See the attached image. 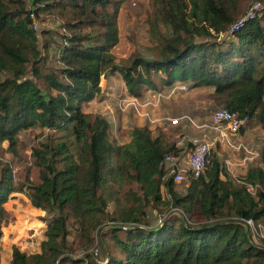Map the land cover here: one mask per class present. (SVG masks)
Listing matches in <instances>:
<instances>
[{
  "label": "trees",
  "instance_id": "obj_1",
  "mask_svg": "<svg viewBox=\"0 0 264 264\" xmlns=\"http://www.w3.org/2000/svg\"><path fill=\"white\" fill-rule=\"evenodd\" d=\"M125 1L0 0V144L16 153L22 129L53 132L31 149L34 177L29 168L15 183L12 168L0 163V240L3 204L13 192H25L32 213L53 215L40 251L14 245L11 264H264V243L252 240L245 222L264 217L263 168L233 178L212 156L179 194L172 178L163 179L164 157L175 150L165 133L134 126L121 144L106 117L83 111L104 79L118 73L137 99L176 83L208 87L215 104L264 126V4L226 35L242 0H200L197 21L175 16L180 30L171 39L152 57L135 53L126 64L112 53ZM42 14L57 26L36 31ZM151 208L171 209L148 224ZM70 248L85 253L76 259Z\"/></svg>",
  "mask_w": 264,
  "mask_h": 264
},
{
  "label": "rangeland",
  "instance_id": "obj_2",
  "mask_svg": "<svg viewBox=\"0 0 264 264\" xmlns=\"http://www.w3.org/2000/svg\"><path fill=\"white\" fill-rule=\"evenodd\" d=\"M256 1L260 2L263 8L264 0H242L235 15L240 18ZM199 3L200 0H126L121 5L118 15L119 42L112 50L115 60L118 63L127 64L128 58L135 53L152 57L155 48H160L165 43V39H171L180 30L175 16L182 13L187 21H197ZM42 16L46 18L45 22H36V31L40 26L46 28L57 26L52 23L55 19L52 16L45 14ZM52 65L55 64L52 63ZM107 79L108 81L104 82L103 91L84 104L83 111L106 117L111 124L112 136L117 142L127 143L130 140L129 131L134 126H146L151 129L153 135L163 132L167 139L174 143L181 137L204 138L211 144L210 159L215 156L230 177L239 178L250 167L258 166L264 169L262 155L264 154V126L247 122L239 134L222 135L220 129L211 122L213 112L223 108L215 104L211 98V88L200 87L180 92L177 88L180 83H176L172 87H163L158 91L147 93L143 99H137L138 104L125 106V103H120L121 107H119L118 98L120 99L124 94L130 95L127 91L124 92L125 85L118 73ZM174 118L180 119L179 125L171 123ZM51 133L53 132L47 129H22L18 134L19 143L16 153L6 150L8 146L6 141L0 144V163L9 164L15 183L29 168L31 177L35 176L31 149L43 140L45 135ZM187 154V152L180 154L182 165L188 157ZM186 181L174 184L175 191L179 194L185 193L189 184ZM261 188L264 189L263 186ZM162 193L163 201L168 202L165 199V192L162 191ZM3 206L8 217L6 223L1 225L0 264H11L14 245L28 254L40 251L44 229L53 215L52 212L40 210L32 213L33 207L25 192H15ZM112 209L113 203H110L108 210L112 211ZM170 209L161 211L151 208L145 222L155 223V220L158 221L159 217L166 215ZM251 233L253 241L264 243V217L254 222ZM96 237L112 244L108 234L102 237L97 234ZM71 240L72 236L69 241ZM69 252L76 259L85 253L78 248H70ZM112 253L120 257L119 249H113ZM96 259H101L100 252Z\"/></svg>",
  "mask_w": 264,
  "mask_h": 264
},
{
  "label": "built area",
  "instance_id": "obj_3",
  "mask_svg": "<svg viewBox=\"0 0 264 264\" xmlns=\"http://www.w3.org/2000/svg\"><path fill=\"white\" fill-rule=\"evenodd\" d=\"M261 9L262 5L260 2L256 1L252 3L246 13L230 25L226 35H231L240 29L247 21L254 19ZM33 28H36L35 24L33 25ZM177 88L180 92L188 90V87L185 84H178ZM120 103H125V106L138 104L137 98L126 95H123L120 99L118 98L119 107H121ZM179 120V118H174L171 120V123L173 125H179ZM211 122L217 129H220L222 135H225L226 133L230 135H237L240 133V129L245 126L247 120L246 118L239 117L236 112L230 111L226 108H219L211 115ZM183 152H187L188 157L182 165V158L180 154ZM210 153L211 144L204 138L197 136L189 138L181 137L175 143V150L168 153L164 157L162 165L165 170V175L163 179L166 180L168 178H172L174 184L184 182L185 180L189 183L192 178H198L204 173L210 160ZM247 189L252 195H255L256 187L248 185ZM162 191L165 192V199L170 200L171 196L164 186L162 187ZM160 218L161 217H159L157 222H160ZM245 222L251 229L254 222L250 219ZM91 251L94 257L97 258L99 254L97 247L94 246Z\"/></svg>",
  "mask_w": 264,
  "mask_h": 264
},
{
  "label": "crops",
  "instance_id": "obj_4",
  "mask_svg": "<svg viewBox=\"0 0 264 264\" xmlns=\"http://www.w3.org/2000/svg\"><path fill=\"white\" fill-rule=\"evenodd\" d=\"M110 77V76H109ZM108 77V78H109ZM106 80L108 81V79H107V77L104 79V82L106 83ZM104 82H103V86H104ZM125 91L124 92H126V88L124 89ZM125 95V94H124ZM15 192H13L12 194H14ZM20 193V192H19ZM12 194H11V196H10V198L9 199H11V197H12ZM33 207V206H32ZM34 208V207H33ZM35 209H37V208H35ZM39 210V209H38ZM41 211V210H40Z\"/></svg>",
  "mask_w": 264,
  "mask_h": 264
}]
</instances>
